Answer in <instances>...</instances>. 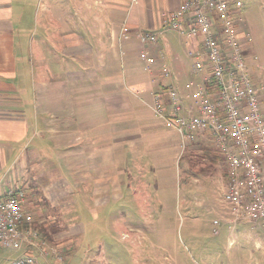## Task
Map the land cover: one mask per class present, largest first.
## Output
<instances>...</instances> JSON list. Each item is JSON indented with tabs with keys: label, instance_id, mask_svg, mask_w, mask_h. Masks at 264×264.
Returning a JSON list of instances; mask_svg holds the SVG:
<instances>
[{
	"label": "crops",
	"instance_id": "obj_1",
	"mask_svg": "<svg viewBox=\"0 0 264 264\" xmlns=\"http://www.w3.org/2000/svg\"><path fill=\"white\" fill-rule=\"evenodd\" d=\"M183 1L0 0V198L28 186L25 207L35 224L61 222L58 237L73 242L86 230L80 213L88 197L131 185L126 176L145 160L160 171L182 153L179 133L150 104L173 85L188 107L204 78L192 73L177 31L150 45L147 58L138 32L159 30L163 15ZM125 26L128 38L121 37ZM186 69L191 79L184 80ZM218 152L209 159L223 160ZM37 179L39 188L31 185Z\"/></svg>",
	"mask_w": 264,
	"mask_h": 264
},
{
	"label": "built area",
	"instance_id": "obj_2",
	"mask_svg": "<svg viewBox=\"0 0 264 264\" xmlns=\"http://www.w3.org/2000/svg\"><path fill=\"white\" fill-rule=\"evenodd\" d=\"M243 9V0H184L163 15L159 30L140 31L138 37L145 58L148 47L167 31L175 30L183 38L192 73L204 79L188 107L170 85L165 94H155L150 108L179 133L182 150L198 133H206L225 156L228 168L221 200L229 219H214V225L225 223L234 231L245 224L264 237V73L262 65L248 60L252 34L243 31L246 48L240 31ZM121 37H129L128 27H123ZM163 76L172 77L168 66ZM25 201L26 192L20 188L0 198V246L24 249L12 264L39 263L48 254L63 263L64 253L41 234Z\"/></svg>",
	"mask_w": 264,
	"mask_h": 264
},
{
	"label": "rangeland",
	"instance_id": "obj_3",
	"mask_svg": "<svg viewBox=\"0 0 264 264\" xmlns=\"http://www.w3.org/2000/svg\"><path fill=\"white\" fill-rule=\"evenodd\" d=\"M243 2L238 24L244 27L246 23L252 34L254 54L248 60L262 65L264 73V0ZM184 77L193 76L186 69ZM198 135L210 140L206 133ZM190 145L191 149L164 161L160 171L153 161L145 160L142 170H131L132 177L126 176L131 185L120 182L116 192L112 187L111 192L95 196V201L88 197L80 213L86 230L73 242L58 237L63 223L48 219L45 228L52 237L49 243L64 253L65 260L57 262L49 254L41 260L48 264H264L261 232H250L244 224L234 231L225 223L214 225V219H229L221 200L225 156L214 144L195 139ZM215 152L223 160L209 159ZM37 180L31 185L39 188L41 182ZM20 189L27 195L28 186ZM243 233L251 234L250 238ZM230 235L234 239L229 240ZM66 242L71 246L68 251L63 246ZM22 253L23 249L0 246V264H12Z\"/></svg>",
	"mask_w": 264,
	"mask_h": 264
},
{
	"label": "trees",
	"instance_id": "obj_4",
	"mask_svg": "<svg viewBox=\"0 0 264 264\" xmlns=\"http://www.w3.org/2000/svg\"><path fill=\"white\" fill-rule=\"evenodd\" d=\"M209 156H210V154H209ZM211 157V156H210ZM38 227V226H37ZM39 228V230H40V232H41V234L47 239V240H49V241H51L52 239V237L50 236V234L46 231V228L45 227H38ZM35 264H41V263H35Z\"/></svg>",
	"mask_w": 264,
	"mask_h": 264
}]
</instances>
